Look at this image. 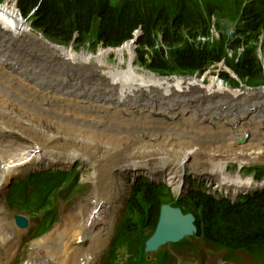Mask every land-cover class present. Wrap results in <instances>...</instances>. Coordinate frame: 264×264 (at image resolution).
Instances as JSON below:
<instances>
[{
  "label": "bare ground",
  "instance_id": "6f19581e",
  "mask_svg": "<svg viewBox=\"0 0 264 264\" xmlns=\"http://www.w3.org/2000/svg\"><path fill=\"white\" fill-rule=\"evenodd\" d=\"M13 40L22 41V43L17 45V48H22V44H28L31 46L38 44L41 48L40 52L44 53L48 59V62H43V66L48 67L49 65H56V78L54 77V80L50 82V85L45 84V87L39 88L38 90H46L56 96L57 94L55 91L59 90L62 97L67 96L66 93L73 92L74 97H77L76 101H78L79 98L82 102L84 100H90L98 103H95L96 105L90 107H85L86 104H79L80 106L87 108L84 109V112L82 113L71 110H65L62 112L64 116H75V118L90 121L83 122L86 126L80 130L82 134H73L69 132H61L60 134L55 129L54 132L58 133L51 132L52 134H49L46 138L40 140L36 139L34 143L35 145L21 147L12 154H9L8 150L2 144V137L5 136L7 127L4 128L2 123H0V193L5 183L9 181L12 176L28 165H31L33 168L35 167V169H71L70 167L72 165L82 159L79 157L78 153L70 151L71 147L81 145L92 146V142L95 140L103 143L100 148L101 156L99 158L94 160L91 159L90 161H88L87 158L85 159V161L92 166L95 167L96 165V170L91 171L84 178L85 181H91L94 183L97 190L92 203V210L90 212L82 210L78 215L65 214L63 216V221L57 224L52 231L40 239H34L31 244L32 247L30 248L23 264H101L103 262V248L111 238L112 232L110 231L111 229L108 228V225L113 218V212L126 201L128 197L127 191L130 186L135 180H138L141 177H146L152 181L168 183L176 191L180 187H186V182L190 183L188 181L190 174L203 180H207L210 184H216L219 189H230L237 193L246 192L248 190L249 185L252 183L251 179L242 180L239 176L232 178L228 176L225 171L228 169V162L230 163V160H241L244 162L260 161V156L257 154L256 150H251L253 146L247 147L245 144L242 149L236 150L235 147L237 146H235V140L233 139L232 143L228 142L227 144H224L229 147L222 146L224 150H218L217 146L213 147L209 143L214 139L212 135H206L205 140L202 141L200 138L202 133L197 135L182 129L179 126L176 128L172 123L160 119L158 114L152 110L150 106L136 105L134 104L136 102L133 101V99H128H144L150 94V92H159L163 96L170 95L174 92L183 97L181 106H187L188 112L196 111L202 118H206L205 120L207 122L204 123V120L200 121V125L202 126L213 125V119L209 118L206 111L213 108L214 98H227L225 102H229L228 99L237 100V98L240 99L242 96L250 94H256L257 96L264 98L263 90L257 92L232 90L228 86H225L216 77L212 78L208 85H205V80L196 79L190 76L178 78L172 77L167 79L154 74L147 76V73H142L140 69L135 66L132 59H129L128 64L130 71L125 73L117 64L112 66L108 62L109 56L113 51L122 55V52L124 51L122 48L114 49V47H109V49L99 50L98 53H90L85 50L79 52L75 51L73 48H71L72 50H67V47L56 45L45 40L43 37L34 34L31 25L28 22H25L23 17H21L15 0H7L0 6V61L3 56L8 57V60L6 63L7 65L0 63V69H3L8 74L10 72L15 73L12 77L17 83H22L23 76H26L27 74L23 72V67L17 55L10 54L6 49L5 44L10 43ZM124 58H121L120 61L123 62ZM74 69H76L78 73L74 71ZM65 70H67L66 75L62 74ZM88 70H93L92 73H97L95 81L91 84L85 85L82 90H77V85H80L78 78L81 77L82 79V72ZM135 72H137L140 78H136L137 75ZM56 79H58L57 84H53ZM60 79L62 80V84ZM123 79L126 80V83L130 87H132V92H128L123 88L122 82H120V80ZM197 97L205 100L203 102L206 104L205 106H200V110L196 107V100H198ZM234 97L237 98L235 99ZM251 100V98H248L244 101L241 104L242 107L249 108L253 104L251 103ZM125 102L133 103H131V105H126ZM87 104H89V102ZM126 106L132 109H129ZM135 107H138V109H135ZM1 109L0 116L5 117L6 114ZM126 110H128L127 115L129 118L131 117L135 119L138 124L139 119L143 116L144 118L150 117L156 121L159 120V122L162 121V124L171 128L170 134L173 136L180 135L182 138L185 137L183 142L181 140L182 138H177L178 140L174 139L171 142H175L176 145L171 144L168 148H162L161 151L151 150L150 146V148L142 150L148 159L143 161L136 160L135 156H138V154L135 145L137 143L134 144L130 138L137 142L150 135L152 136L151 139L156 140L158 135L147 129L154 123L153 121L149 124L146 123V126L141 125L139 131H136L138 132L137 136L130 138L123 134L120 136V131L129 127L116 121V119V122H114L112 116L117 115L120 111ZM259 112L260 110L257 108L256 111L253 112V115ZM101 115L103 117H101ZM125 117L127 118V116ZM255 117L256 115L252 117V119L254 118V121L257 119ZM189 118L192 119V115H190ZM252 119L248 121V124H251ZM262 119L264 120V116ZM100 122L103 123L106 128L112 126V132L109 134H98L89 129L92 123L99 124ZM252 125L253 127L255 126L254 123ZM194 127L200 126L193 123L192 131L199 132L200 129L198 130ZM209 128L210 127H207L205 129L209 130ZM117 129H119V131ZM32 130H36V128L32 127ZM142 131H144L143 135H139ZM93 133L95 139L92 138ZM245 135L246 133L243 134V136ZM222 140L224 141L225 138ZM64 142L65 146H62V149L63 147H66L67 150L70 151L69 153L66 151L68 154L64 153V151L57 150L56 148L58 144H64ZM173 146L176 149L173 153L176 152V154L172 155H179L180 159L178 158L179 160L176 159L174 161H169L167 158H164V156L169 154L171 151L169 148ZM257 146L258 145L254 147ZM115 148H117L116 153L121 154L120 158L111 154L112 151L110 150ZM211 149L213 152L212 158L207 159L204 156L206 154L208 155ZM263 151L264 149L260 148L258 153ZM251 152L255 153L249 155ZM107 155L116 157L111 168H106L103 165L104 159H106L105 157ZM172 155L170 154V156ZM199 155H202L200 158L205 159V161H198L195 165L192 164L193 161L199 158ZM213 155L222 157L219 160H213ZM108 159L110 160V158ZM121 160H124L125 162L121 163ZM113 161L114 159L112 162ZM185 162H188L186 168L184 167ZM117 172H119V174H117ZM103 182H105V184H103ZM190 185L193 187L197 186L193 183H190ZM182 188L181 190L183 191L185 188ZM164 189L169 196H172L173 192L168 187H164ZM187 189H189V187H187ZM197 189L200 192L203 190L201 187H198ZM102 198H105L106 203H103L100 209L99 203ZM95 208L99 211L96 212ZM21 234H23V232L19 231L11 220L7 217H2L0 214V264H9L10 260L14 259L19 251H21ZM80 239L82 243L77 244V240Z\"/></svg>",
  "mask_w": 264,
  "mask_h": 264
},
{
  "label": "trees",
  "instance_id": "16d2710c",
  "mask_svg": "<svg viewBox=\"0 0 264 264\" xmlns=\"http://www.w3.org/2000/svg\"><path fill=\"white\" fill-rule=\"evenodd\" d=\"M223 1L207 0L203 8L196 0H161L159 4L156 0H18L17 5L25 17L32 18L35 28L58 44L89 43L93 50L100 44H127L135 54L137 41L138 63L160 75L203 74L225 60L249 86L259 87L264 83V0H251L236 10L232 7L238 0ZM235 17L240 26L231 28ZM214 24L219 37L211 42ZM260 42L262 59L257 55ZM241 46L244 50L238 60L228 59V50L236 52ZM222 77L232 80L229 73ZM257 173L263 175L258 169ZM68 179L69 175L62 171L31 174L17 185L15 193L38 209L45 206L52 190ZM164 191V186L157 184L134 188L128 204L133 217L124 220L113 244L124 248V255H128L124 264H152L144 248L159 220ZM176 204L185 212L192 211L199 233L216 244L252 252L264 248V194L233 206L194 192ZM159 259L161 264H167L169 255L162 252Z\"/></svg>",
  "mask_w": 264,
  "mask_h": 264
},
{
  "label": "rangeland",
  "instance_id": "374dc122",
  "mask_svg": "<svg viewBox=\"0 0 264 264\" xmlns=\"http://www.w3.org/2000/svg\"><path fill=\"white\" fill-rule=\"evenodd\" d=\"M6 1L7 0H5L4 2H6ZM11 1H13V0H11ZM160 1L161 0H156L157 4H159ZM196 1L200 4L201 8H203L204 5L207 3V0H196ZM220 1L224 2L223 0H220ZM4 2L2 4H0V6L3 5ZM245 2H246V0H238L235 7H232V9L236 10L238 8V5H239V7H244ZM229 8L231 9L230 6H229ZM227 17L231 19L230 15H227ZM31 19H32L31 17L28 19V23H31V29H32V32L34 34L41 36L45 40L52 42L56 45L67 47V50L68 49L72 50L71 48H73L75 51H79V52L85 50V51H89L90 53H98L99 50H101V49H109V47H103L100 44L97 47V49L93 50L90 47L89 43L86 45H82V46H78L76 43H71L70 45H60L57 42H54V41L50 40L49 38H46L44 36L43 32L33 28ZM214 23L216 24V19H214ZM215 24L213 25V29H212L213 37L211 38V42H213L217 37H219V31L216 28ZM229 26H230V24H229ZM236 26H240L237 22V17L234 18L233 22H231L230 27L235 28ZM130 41H134V40H130ZM135 43H136L135 44L136 45L135 54L130 50L128 45L122 44L119 47H114V49L122 48L124 50L122 52L123 54L121 55L118 52L113 51L109 56L108 62L112 66H115L117 64L122 69L123 72L127 73L130 71V69L128 67L129 59H132L135 66H137L142 73H147L146 74L147 76H150L151 74H154V75L159 76V77L163 76L157 72H154V71H152L146 67L141 66L138 63V60H137L138 52H137V50L139 48V45H138L137 41H135ZM21 46H22L21 50L27 52V53H24V55L22 57L17 55L19 61L21 62V65L23 67V72L25 74H27L26 76H23V82L22 83L15 82V80H13L14 78L12 77V75H15V73L10 72L8 74L3 69H0V107L4 108V109H1V108L0 109L3 110L6 114L5 117L0 116V123H2V126L4 128L7 127L6 132H5V136L2 137V140H3L2 144L8 150L9 154L15 153L21 147L33 146V145H35L34 143H35L36 139L40 140V139L46 138L49 134H52V133H58L59 132L61 134V132L62 133L69 132V133H73V134H82L80 132V130L84 126H86V124H83V122L84 121L90 122V121L78 119V118H75V116L74 117L67 116V115L64 116V114L62 112L65 110H71V111H79L82 113V112H84V109H87V108H84L83 106H80L79 104H82V105L86 104L85 107H90V106H94L98 103V102L96 103V101H90V100H86V101L84 100L82 102V101H80L79 98H78V101H76L77 97H74L73 92L72 93L71 92L66 93L67 96H64V97H66V98H64L60 95V92H56V94H57V96H56V95H52L50 92H48L46 90H38L39 88L45 87V84L50 85V82H52L54 80V77L57 76L56 75V73H57L56 65L53 64V65H49L48 67L43 66V64H44L43 62L44 61L48 62V59L44 55V53L40 52L41 48L38 44L37 45L35 44L33 46L28 45V44H22ZM243 50H244V46L239 47L236 52H234V50H228V59L233 58L234 60H238V58L242 55ZM257 50H258V53H257L258 58L262 59L263 58V51H262V48L260 47V43H259ZM121 58H124L123 62L120 61ZM74 71H76L78 73V71L76 69H74ZM66 72H67V70H65L62 74L66 75ZM92 72H93V70H88V71L82 72L83 78L82 79H81V77L78 78L80 85H77V90H82L85 85L91 84L92 82L95 81V77H97V73H92ZM135 73L137 75L136 78H140L138 76L137 72H135ZM223 73H229V76L231 77L232 80L231 81L224 80L222 77ZM172 75H176V74H172ZM172 77L178 78L177 76L163 77V78L167 79V78H172ZM190 77L205 80V85H208L209 82L212 80V78L216 77L225 86H228L232 90H235V89L240 90L242 88H246V90L248 89L247 90L248 92H252V91L257 92L259 90L264 91V83H262L259 87L249 86L247 84L246 80H242L239 76H237L235 71L225 62V60L222 61L221 63H218L217 65L212 66L210 69L206 70L203 74H197L196 73ZM263 79H264V77H263ZM120 82H122L123 88L126 91L132 92L133 89H132V87H130L126 83V80L123 79V80H120ZM61 84H62V81H61ZM252 88H254V89H252ZM246 90L244 89V91H246ZM12 94L14 97L12 96ZM62 95H64V94H62ZM234 98L236 99L237 97H234ZM248 98L252 99L251 103H253V104L249 108H243L241 104L244 101H246ZM132 99H133V101L136 102V103H134L136 105H148V106L152 107L153 110L156 109L163 114H166L170 111H173L176 106H180L182 103V97H178V94H175L174 92L171 93L170 95H164V96L161 95L159 92H153V93H150L144 99L129 98L128 100H132ZM262 100H264V98L259 97L256 94H250V95L242 96L237 101V103L234 106H232V108L229 112L230 117H240L241 116L242 118L248 117V113H250V115L248 117V119L250 121L252 119L253 112H255L257 108H259V110H260V112L256 115L257 119L254 121V118H253L251 124L247 123V125L245 126V129H247V131L250 132V140L246 144L247 147L253 146V148L251 150H256V152H257V154H259L261 160L257 161V162H244L241 160H236V161L230 160L233 163L234 162H238V163H242V164L244 163L243 168H250V167H255V166H264V155H263L264 151L261 153H258L260 148L264 149V144H263V142H264V125L262 126V124L264 122V120L262 119V117L264 116V111H263L264 110V101H262ZM46 101H47V103H46ZM196 101H197V104H196L197 109L200 106L206 105L203 102L205 100H201L198 98V100H196ZM228 101H230V99H228ZM3 102H4V104H3ZM88 102L90 105L87 104ZM62 103H64V104H62ZM131 103H133V102H131ZM131 103L125 102L126 105H131ZM251 103H249V104H251ZM9 105H10V107H9ZM25 107H27L28 109ZM252 107H254V109L250 110ZM34 108H35V110H34ZM127 108L132 109L130 107H127ZM36 109H37V111H36ZM135 109H138V107H135ZM158 111H156V112L158 113ZM127 114H128V110L120 111L119 113H117V115L112 116V119L114 120V122L118 121V122H121V124L129 127V128H126V129L120 131V133H119L120 136L122 134L126 135L129 138L133 137V136H137L138 132H136V131H139L141 125L146 126L145 125L146 123L149 124L153 121H154V123L151 124L147 129L149 131L157 133V135H158V138L156 140L151 139L152 136H150V135L139 140V141H137V142H135L132 138H130V140L133 141L134 144L137 143L136 144L137 146L135 145V147H136L135 149L137 150L136 152L138 154V156H135L136 160L143 161V160L148 159V157L142 151V150H145V148L148 149L151 146V150L161 151L162 148H164V147L168 148V146L171 144L176 145L175 142L174 143L171 142L172 140H174V139L178 140V139L182 138L180 135H174L173 136L172 134H170L171 128L167 127V125H165V124H162V121L159 122V120L156 121L155 119H152L150 117L144 118V116H143L139 119V124H138V123H136L135 119H133L131 117L129 118V116ZM193 114H195L196 116L193 115L192 119H190V118L182 119L180 121L178 120L177 122L166 120L165 122L172 123L173 126H175L176 128H178L177 126H179L180 128H182L186 131H190L192 133H195L197 135L202 133V135H200V138L202 141L205 140L206 135L207 136L212 135L214 139H213V141H210L209 143L213 147L217 146L218 150H224V148H222V146L229 147L227 145H224V144H227L228 142L232 143V140H233V138L229 137V134L231 132V129L229 126L219 125L218 127H215L218 124V122H216V124L215 125L213 124V126L202 125L200 127H194V128H197L198 130L199 129L200 130H199V132H193L192 131L193 130V123L198 125L195 121V117H196V120L200 119V115H198L199 113L194 111ZM29 115H30V117H29ZM12 116H13V118H12ZM125 116H127V118ZM101 117H103V116L101 115ZM217 118H220V117L217 116ZM115 119H116V121H115ZM22 120H24V121H22ZM214 120L215 119L213 118V121ZM253 123L255 124L254 127L252 125ZM28 126H29V128H28ZM52 126H53V128H52ZM32 127H35L36 130H32ZM65 127H66V129H65ZM207 127H210L209 128L210 131L205 129ZM248 127L251 129H249ZM12 129H14V130H12ZM55 129L58 132H54ZM89 129L93 130L94 133H98V134H102V133L103 134H109L112 132V126L110 128L109 127L106 128V126L101 122L99 124L92 123V125H90ZM117 130L119 131V129H117ZM94 133L92 136L93 139H95ZM143 133H144V131H142L139 135H143ZM29 135H31V136H29ZM184 138L185 137H183L181 139L182 142H183ZM223 138H225L224 141L222 140ZM226 139H229V140H226ZM62 144L63 143L57 145V147H56L57 150L64 151V153H66V151H68V153L70 151L76 152L79 154V157H81L83 159V160L82 159L78 160L74 165H72L70 167L71 169H65L66 171H69V172H67V174L70 177L71 175H73L75 173V170L78 168L77 175H79L81 177V183L83 184V187H75L74 189H77V190H74V191L63 190V191H60L56 194V196L53 199V210L56 212L57 220L55 223H53V221H51V223L54 224L53 228L57 224H59L60 222L63 221L64 214L78 215L80 213V211H82V210H87L88 212H90L92 210V199H93L97 190L94 187V183L92 184L91 181L86 182L84 180V178L91 171L96 170V165H95V167L92 166L90 163L86 162L85 159L87 158V160L90 161L91 159L94 160V159L99 158L101 156L100 148H101L103 143L99 142L98 140H95L92 142V146L81 145V146L71 147L70 151L67 150L66 147H63V149H62V146H65V142L63 145ZM244 145L239 146L240 148L235 147V149L236 150L242 149V147ZM256 145H258V146L254 147ZM158 148H160V149H158ZM173 148H174V146L169 148V149H171V151L169 152L168 155L164 156V158H167L169 161H174L176 159L177 160L180 159L179 155H174V156L172 155V154H176V152L173 153V151L176 150L175 148L174 149ZM116 149L117 148L111 149L110 150V151H112L111 154L118 156L120 158L121 154L116 153ZM68 153H66V154H68ZM199 153H201V152H199ZM212 153L213 152L211 149L210 153H208V155L205 153L206 155L204 157H206L207 159H211ZM254 153L255 152H251L249 155H253ZM170 154L172 156H170ZM108 155L105 157L106 159H104L103 165L106 168H111L115 162L116 157L108 156ZM201 156L199 155V158L195 161L205 160V159H201L200 158ZM221 157L222 156H214L213 155V158H214L213 160H217V159L219 160ZM108 158H110V160ZM113 159H114V161L112 162ZM123 162H125V161L121 160V163H123ZM54 169H56V168H54ZM34 170H38V169H35V167L33 168L31 165H28L25 168L21 169L19 172H17L15 175H13L9 179V181H7L5 183L3 189L0 193V214L2 217H7L9 220L12 221V219H13L12 214H13V212L17 211L18 209H16V208L19 207V204H17V205H15V207H16L15 208L6 199L5 194L11 191L12 183L13 182L18 183L19 181H21V179H23L26 175H28L29 173H31ZM42 170H53V168L40 169L38 171H42ZM245 171L246 172H243V175H246V173L249 174L251 172V170H249V169H245ZM117 174H119V172H117ZM189 182L191 184L193 183L194 185H196L195 181L192 179H190ZM103 184H105V182H103ZM120 208L113 212V218L109 222V225H108V228L111 229L110 231L112 233H111L110 240L107 242V244L103 248V253H102L103 263L102 264H106V258L109 255L108 251H109L110 243L112 242V240L115 236V233L119 227V224L122 220V217H123V214H122V211ZM42 213H43L42 211H37V216L40 219L44 217V215L41 216ZM37 220H38L37 218H33L32 222H31V226L29 227L28 231H25L26 240H25V243H23L24 247L22 246L21 251H20L21 253L18 256L16 255L18 258V261H15V264H22L25 261V257L28 255L29 249L32 247L31 244L34 241V239L32 240L31 234L34 233L37 229V225H38ZM13 221H14V219H13ZM19 231H21V230L19 229ZM167 249H169L171 252L174 253V256H175L174 264H182L183 262L188 261V260H193L198 264H237V262H235V260H231L228 258V256H227L228 254L225 250L220 249L214 245L212 246L211 244L206 243L203 239H201L199 237H195V238L191 239L189 242H187L186 244H184L182 246L169 245L167 247ZM231 258H233V257L231 256ZM14 259H16V257ZM242 262L246 263V264H264V260L262 258L253 259V257H251L249 255H243L242 256Z\"/></svg>",
  "mask_w": 264,
  "mask_h": 264
},
{
  "label": "water",
  "instance_id": "95a60500",
  "mask_svg": "<svg viewBox=\"0 0 264 264\" xmlns=\"http://www.w3.org/2000/svg\"><path fill=\"white\" fill-rule=\"evenodd\" d=\"M6 45V49L10 53L18 55L22 53L21 57L26 51H22L21 47L17 48V43L15 41L10 42ZM32 56V55H31ZM6 57H1V61L5 60ZM56 78V77H55ZM58 79H56L53 84H57ZM61 80V79H60ZM62 81V80H61ZM55 92H60L59 90ZM237 142L239 144L245 143L244 138H238ZM194 221V216L192 214L184 215L179 208H173L170 205H163L161 210L160 222L155 234L148 240L146 246V252L155 251L161 245L167 242H177L184 235L191 234L195 231V227L192 225ZM194 264V263H185Z\"/></svg>",
  "mask_w": 264,
  "mask_h": 264
}]
</instances>
